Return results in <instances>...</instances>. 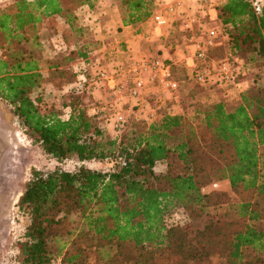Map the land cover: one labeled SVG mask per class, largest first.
Segmentation results:
<instances>
[{
  "label": "trees",
  "instance_id": "obj_1",
  "mask_svg": "<svg viewBox=\"0 0 264 264\" xmlns=\"http://www.w3.org/2000/svg\"><path fill=\"white\" fill-rule=\"evenodd\" d=\"M118 1L122 22L132 29L156 12V0ZM96 3L16 0L0 10V100L45 155L79 163L74 170H31L17 203L27 220L19 264H264V85H243L247 66L236 75L237 100L202 105L193 116L162 113L121 139L109 136L79 97L70 96L64 117L35 96L45 84L55 95L68 92L77 75L57 71L56 79H45L42 68L57 70V64L27 53L22 44L38 42L45 19L56 32L62 20L82 34L75 12ZM217 12L218 47L226 58L242 55L264 65V6L225 0ZM88 47L83 42L68 60H87ZM165 61L175 80L193 81L195 72L184 63ZM178 66L185 69L183 78L175 77ZM212 85L220 83L212 79L202 87ZM93 161L114 167L85 166ZM158 163L166 165L163 175L156 174ZM222 181H229L233 196L204 192ZM222 207L227 210L216 212ZM177 208L184 210V224L169 214ZM246 249L257 254L247 257Z\"/></svg>",
  "mask_w": 264,
  "mask_h": 264
},
{
  "label": "rangeland",
  "instance_id": "obj_2",
  "mask_svg": "<svg viewBox=\"0 0 264 264\" xmlns=\"http://www.w3.org/2000/svg\"><path fill=\"white\" fill-rule=\"evenodd\" d=\"M15 1L0 0V10L10 7ZM113 1L119 4L121 14L120 1ZM224 1L214 0L217 9ZM100 2L101 0H98L94 8L84 6L76 10V27L81 29L82 34L72 31L62 20H60L59 29L56 32L52 23L45 19L38 25V42L32 39L27 44H22V46L27 53H37V55L42 57L43 61L57 64V70L48 69L47 67L42 68L44 78L47 80L56 79L57 71H67L68 73L77 75L73 80V87L74 84L80 83L83 75L88 76L89 79H93L102 70L113 74L121 87V93L117 95L113 94L107 85L99 87L97 92H94L95 94L88 92L77 94L71 88L68 92H60L55 95L54 91L50 90L52 88H49L45 84L41 90H36L35 96L42 95V99L46 105L55 106L64 117H67L71 109L64 106L70 103V96L75 95L73 97H79L81 105L89 114L98 117L100 126L109 136L121 139L132 132L145 129L146 124L158 119L163 113L162 111H157V116L152 118L148 114V109L141 104L142 98L146 101L155 102L153 93L154 95L158 94L152 92L150 84L146 85L145 89L137 97L132 95L131 91L135 87L134 76L128 75V68L143 59L156 57L153 53L157 47L162 45V42H164L166 48H169V53L178 65L185 64L186 58L191 57L192 53L186 47L189 43L187 39L188 33L183 30L184 19L172 22L173 25L169 28V33L166 35H163V29L156 32L154 28L152 29V27L148 26L141 28V30L137 29L133 37L138 35L140 37H136L134 40L136 43L134 49L127 48L128 43L121 41V38L106 36L105 33L108 31V28L100 18L95 16L94 12H91L97 11L101 7ZM114 2H112L113 5L115 4ZM157 2L158 0H156ZM254 2L264 6V0H254ZM176 23L178 24L176 25ZM217 26V24L209 23L207 30L204 28L198 30L197 28L195 33L204 39L208 30L217 28ZM150 31L155 32L157 35L155 39L152 38L153 35ZM83 42L88 43L90 46L88 47V59H76L74 62L69 61L68 58L71 51L79 50ZM162 52L160 54H163ZM210 57L215 61H221L227 57V53L223 48L216 47L211 50ZM240 57L244 60V63L246 62L242 65L248 67L246 74L242 78L250 80V84L252 85L255 81L259 82V85H264V65L249 63L246 57L242 55ZM178 67L175 69V77L183 78L186 74L184 73L185 69L181 66ZM240 67L242 66L240 65ZM60 81L63 82L62 79ZM187 84L188 86L186 87L189 93L186 96L187 100L185 103L187 105L185 113L188 116H193L194 111L198 107L209 103L204 102L203 98L200 97L205 92L202 86L193 81H189ZM122 98L125 99V102L120 105V101H123ZM152 105L155 104H151L150 106ZM118 114H121L125 119V125L120 132L114 128V121ZM0 119L6 124L8 123L9 130L15 133V136L12 135L11 139L10 158L6 161L3 168H0V182L6 181V183L0 184V264H19L18 247L19 243L24 240L27 220L18 215L17 203L26 182L31 176V170L33 168L43 171H50L55 168L74 170L79 166V163L73 160L58 162L45 155L38 146L33 145L23 134L17 120L12 117L10 109L5 103H0ZM5 130L8 131L7 129ZM85 166L96 170L109 171L113 169L114 163L93 161L85 163ZM156 166V174L163 175L166 172V165L164 163H158ZM213 190L227 191L232 194L229 182L208 187L204 189V192L208 193ZM11 194L12 196H9ZM225 210H227V207L216 209V212H224ZM169 214L173 216L172 218L177 223L184 224L185 213L182 208L174 209ZM201 223L202 221H195V224ZM244 252L247 257L257 254V251L254 249H246ZM109 253L108 250L103 252L102 255H104L105 260ZM214 262L216 264L222 263L220 259H214ZM56 264H60V262L58 261Z\"/></svg>",
  "mask_w": 264,
  "mask_h": 264
},
{
  "label": "built area",
  "instance_id": "obj_3",
  "mask_svg": "<svg viewBox=\"0 0 264 264\" xmlns=\"http://www.w3.org/2000/svg\"><path fill=\"white\" fill-rule=\"evenodd\" d=\"M202 1L203 9H211L216 19V7L211 0ZM258 5V3H257ZM259 6V5H258ZM168 12L174 14L173 7L168 9ZM156 26L154 31L162 29L167 24V20L162 15L155 16ZM199 27L197 17H187L183 23V30L188 33L187 39L192 42L194 46V56L186 58L185 65L188 69L195 72L193 82L200 86H205L210 80L217 79L222 86L238 88L239 82L236 75L240 71V66L234 58H225L221 61H214L210 59V52L212 49L218 47L221 43V34L218 28L208 30L205 38L201 39L195 33ZM200 29V28H199ZM198 61L202 64H198ZM128 75L134 76V89L131 91L134 97H137L150 84L155 87V92L161 95V91H167L171 97L177 98L180 93L181 83L174 79L171 71V66L164 59L159 57H152L143 59L127 70ZM80 83L73 85L72 90L77 94L84 92H97L99 87L108 86L113 94L121 93V87L117 83L113 74L107 71H99L95 78L89 79L88 76L83 75ZM125 125V119L121 114H118L114 121V128L117 131Z\"/></svg>",
  "mask_w": 264,
  "mask_h": 264
},
{
  "label": "crops",
  "instance_id": "obj_4",
  "mask_svg": "<svg viewBox=\"0 0 264 264\" xmlns=\"http://www.w3.org/2000/svg\"><path fill=\"white\" fill-rule=\"evenodd\" d=\"M212 3L215 5L214 0H211ZM113 0H101L100 4L101 7L98 8L97 11H91L94 12L98 18L104 23V25L108 28V31L105 33L106 36L108 37H114V38H121V41L127 42L128 46L127 48H133L135 47L136 43L134 40L136 37H140V35L133 37L134 33L137 32L138 30H141V28L144 27H152L155 28L156 22H155V16L156 15H162L166 20L167 24L162 27L163 29V35L168 34L169 28L173 25L172 22L174 20H180V19H186L187 17H197L198 22H199V28H204L207 30V27L209 26V23H214L219 26L217 23L218 20V12L216 10V19H214V13L213 10L211 9H203L202 6V1L200 0H158L156 3V12L155 14L144 24H142L140 27L136 29H132L130 26H124L122 22V17L120 14V6L118 3H115ZM173 7L175 12L174 14H171L168 12V9ZM186 14V15H184ZM175 17V18H174ZM114 18V19H112ZM114 24V25H113ZM217 26V28H219ZM151 32V31H150ZM153 37L156 38L157 36L155 32H151ZM199 37V35H197ZM201 39V37H199ZM153 39V40H154ZM188 45L186 46L187 49L191 50L192 56H194V46L192 45V42L188 40ZM155 50V48H154ZM156 50H160L157 51ZM154 51V55L162 58V59H172L171 54L169 53V48H166L164 42H162V45L156 48ZM163 50V52H162ZM162 52L163 54H160ZM191 57H188L191 58ZM237 64L240 66H244L242 64L244 63V60L241 57H233ZM251 81L250 80H243V85L246 87L250 86ZM188 84L187 82L181 83V88H180V93L177 98L171 97V95L167 91H161V95H154L155 102H150L146 101L143 98L141 99V104L143 107H146L148 109V114L150 117H156L158 112L157 111H162L163 113H168L171 115H182L185 113V107L186 103L185 101L187 100L186 96H188V89L187 87ZM152 89V92H155V87L151 85L150 87ZM205 92L200 95L202 97L204 102H208L209 104L212 103H217V102H233L237 100L240 95H239V90L238 88H232V87H226L222 85H212L210 87H203ZM96 93V92H95ZM94 93V94H95ZM156 93V92H155ZM123 101H120V105H122L125 102V99L122 98ZM119 101V100H118ZM151 104H155L150 106ZM157 168V166H156ZM229 181H222L220 183H225ZM217 183L216 185H218ZM213 185L212 187L216 186Z\"/></svg>",
  "mask_w": 264,
  "mask_h": 264
},
{
  "label": "bare ground",
  "instance_id": "obj_5",
  "mask_svg": "<svg viewBox=\"0 0 264 264\" xmlns=\"http://www.w3.org/2000/svg\"><path fill=\"white\" fill-rule=\"evenodd\" d=\"M6 125L7 124L1 121L0 119V168H3L6 161H8V159L10 158L11 147H12L11 139L13 136L10 134L8 130L9 129V127H7L8 125L7 126ZM2 126H4L8 131L4 130Z\"/></svg>",
  "mask_w": 264,
  "mask_h": 264
},
{
  "label": "water",
  "instance_id": "obj_6",
  "mask_svg": "<svg viewBox=\"0 0 264 264\" xmlns=\"http://www.w3.org/2000/svg\"><path fill=\"white\" fill-rule=\"evenodd\" d=\"M0 102L3 104V102H2L1 100H0ZM7 125H8V123H7ZM8 127H9V125H8ZM9 129H10V127H9ZM9 129H8V130H9ZM9 132H10L11 135L15 136V133H14L13 131H10V130H9ZM17 155H18V152H17ZM18 157H19V156H18ZM12 178H13V177H12ZM3 182L6 183V181H1L0 184H2ZM23 191H24V190H23ZM22 194H23V192L21 193V196H22ZM9 196H12V194L9 195ZM21 196H20V197H21ZM18 201H19V200H18Z\"/></svg>",
  "mask_w": 264,
  "mask_h": 264
},
{
  "label": "flooded vegetation",
  "instance_id": "obj_7",
  "mask_svg": "<svg viewBox=\"0 0 264 264\" xmlns=\"http://www.w3.org/2000/svg\"><path fill=\"white\" fill-rule=\"evenodd\" d=\"M2 127H3L4 130L6 129L4 126H2Z\"/></svg>",
  "mask_w": 264,
  "mask_h": 264
}]
</instances>
